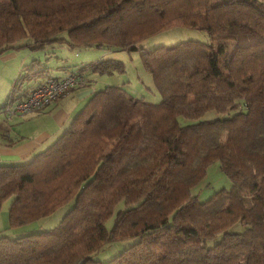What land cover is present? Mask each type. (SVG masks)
<instances>
[{
  "label": "trees",
  "instance_id": "1",
  "mask_svg": "<svg viewBox=\"0 0 264 264\" xmlns=\"http://www.w3.org/2000/svg\"><path fill=\"white\" fill-rule=\"evenodd\" d=\"M179 26L208 38L141 51L160 101L106 85L46 149L0 166L10 227L73 201L51 229L0 233V264H264V0H0V54L52 42L141 49ZM48 69L26 63L7 101L22 100L29 91L17 88ZM79 70L123 64L97 58ZM215 160L231 186L199 200L192 188Z\"/></svg>",
  "mask_w": 264,
  "mask_h": 264
},
{
  "label": "rangeland",
  "instance_id": "2",
  "mask_svg": "<svg viewBox=\"0 0 264 264\" xmlns=\"http://www.w3.org/2000/svg\"><path fill=\"white\" fill-rule=\"evenodd\" d=\"M65 36V32L62 33ZM208 34L204 30L197 28H189L186 26H179L168 28L166 30L159 31L151 36L142 39L139 42L141 49H105L97 47H80V48H69L63 42H52L47 44L40 50H33V56H41L42 63L46 64V60L49 59V65H55L56 58H59L63 65L68 67L69 70H76L79 66L88 61L95 60L97 58H112L122 62L123 70L114 71L112 73H92L87 70L84 71L86 78L90 77V83L95 86L96 89L102 88L107 84L121 86L129 94L135 97L143 99L149 102H158L161 99L160 93L158 92L155 84L153 83L151 74L145 68L143 58L141 57L142 50H149L159 45H172L178 41L195 39V40H207ZM23 41H29L24 39ZM26 46L19 47L21 50ZM28 48V47H27ZM29 50V49H28ZM30 51V50H29ZM28 59V58H27ZM86 59V60H84ZM28 62L31 59L27 60ZM51 70L50 76H56L61 74V68L54 67ZM93 74V75H92ZM2 83V81H1ZM81 85V84H80ZM71 89V88H70ZM69 91V90H68ZM86 103V102H83ZM80 104L79 109L84 105ZM76 111V112H77ZM203 117H205L203 115ZM207 118L209 116L207 115ZM180 122L184 123L185 119L180 118ZM231 186L230 179L220 169L219 161L215 160L210 163L207 167L205 176L192 188V192L196 193L199 200L207 199L214 191L225 188L228 189ZM12 197L6 198L0 207V218L3 222L7 223V216L4 215L5 207L11 202ZM73 201L70 200L60 206L54 211L45 215L39 219L33 220L28 223L31 230H47L55 227L66 211L72 206ZM123 204L119 203L116 205V209L122 208ZM3 212V213H2ZM114 216L106 220L107 228H110L113 223ZM136 239L135 236L124 238L123 240L113 241L107 244L105 248L100 250L95 258L99 260H105L112 254L120 251L122 248L128 246Z\"/></svg>",
  "mask_w": 264,
  "mask_h": 264
},
{
  "label": "crops",
  "instance_id": "3",
  "mask_svg": "<svg viewBox=\"0 0 264 264\" xmlns=\"http://www.w3.org/2000/svg\"><path fill=\"white\" fill-rule=\"evenodd\" d=\"M32 51L26 46L23 50L20 48H12L0 54V107L9 100L13 81L23 71L24 65L29 63L27 60L38 58L42 62L41 56L32 57ZM50 58L46 60L49 69L44 72V79L50 76L46 74H51L50 69L54 67L61 68L62 70L61 74L56 75L57 77L62 76L68 71H75L69 70L68 67L64 66L59 58H56L55 65H49ZM82 65L83 63L79 67ZM79 69L76 70L83 74L84 71H80ZM43 77L34 78V81H26L22 86L17 88L15 95L29 91L36 84L35 81L37 79L41 80ZM90 80V77L86 78L84 84L72 86L64 95L52 101L47 106L30 111L21 116H7L0 109V166L24 163L36 153L51 145L70 125L78 112L77 110L80 104L86 102L92 93L97 90L95 86L91 85ZM9 206L10 203L5 207L4 215L6 216ZM26 230H31L28 224L10 227L8 218L7 223L3 222L2 214V219L0 218V233H20Z\"/></svg>",
  "mask_w": 264,
  "mask_h": 264
},
{
  "label": "built area",
  "instance_id": "4",
  "mask_svg": "<svg viewBox=\"0 0 264 264\" xmlns=\"http://www.w3.org/2000/svg\"><path fill=\"white\" fill-rule=\"evenodd\" d=\"M85 82L84 75L72 71H68L59 77L48 76L32 87L22 100L7 101L1 112L7 116H21L30 111L41 109L64 95L72 86Z\"/></svg>",
  "mask_w": 264,
  "mask_h": 264
},
{
  "label": "water",
  "instance_id": "5",
  "mask_svg": "<svg viewBox=\"0 0 264 264\" xmlns=\"http://www.w3.org/2000/svg\"><path fill=\"white\" fill-rule=\"evenodd\" d=\"M80 263H81V261L78 262V264H80Z\"/></svg>",
  "mask_w": 264,
  "mask_h": 264
}]
</instances>
